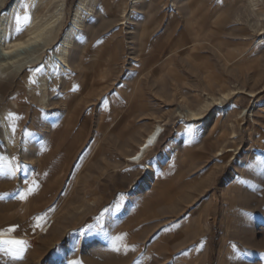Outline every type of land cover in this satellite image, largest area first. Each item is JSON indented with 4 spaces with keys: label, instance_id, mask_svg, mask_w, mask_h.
<instances>
[{
    "label": "rangeland",
    "instance_id": "1",
    "mask_svg": "<svg viewBox=\"0 0 264 264\" xmlns=\"http://www.w3.org/2000/svg\"><path fill=\"white\" fill-rule=\"evenodd\" d=\"M78 1L64 0L48 53H57ZM12 2L0 4V16ZM91 6L68 48V71L50 79L48 106L27 100L22 128L36 137L24 143L20 134L15 165L0 130V163L26 168L0 177V239L27 245L21 260L0 253V264H264V175L250 167L264 161V4ZM42 46L19 53L35 57ZM7 104L0 98V110ZM156 124L163 127L156 148L139 166L128 163ZM23 179L37 185L24 205L11 196ZM121 196L105 228L135 248L127 253L89 228Z\"/></svg>",
    "mask_w": 264,
    "mask_h": 264
},
{
    "label": "bare ground",
    "instance_id": "2",
    "mask_svg": "<svg viewBox=\"0 0 264 264\" xmlns=\"http://www.w3.org/2000/svg\"><path fill=\"white\" fill-rule=\"evenodd\" d=\"M57 1L61 3L59 10H56L53 14H49L47 11L48 7ZM101 1L104 0L78 1L74 17L66 30V34L56 54H50L48 50H51V46H53L60 30L63 20L61 11L65 5L64 0H13L8 9L0 16V98L6 97L8 100V104L0 110V130L4 132L3 141L6 148L10 151V153L9 151L7 152L10 163L13 165H15L14 162L17 160L12 159V157H15L14 153L17 150L15 148L16 143H18L17 138L20 137L21 132L24 130L22 123L28 118V109L32 106V103L44 107L48 106V101L52 98L51 95L53 94L51 91L53 85H50V79L51 81H57L60 74L66 70L68 71V48L72 43L73 35L83 23L80 20L83 11L90 4L92 5L90 12H92L94 8L101 4ZM3 2L4 0H0V4ZM259 2L264 4V0H249L251 10L254 7L256 8ZM25 14L28 16L27 22L23 19ZM17 16L21 17V31L19 33L15 31ZM39 45L43 46L37 49L36 52L40 54L35 57H25L22 55L23 53H19L28 47H38ZM43 49L44 51H42ZM43 53H46L45 58L42 56ZM32 56L34 55L32 54ZM40 63L47 65L46 72L36 77L37 83L30 84L28 82V77L31 74L29 70ZM16 79H20V86L18 85L17 88L14 87ZM9 89L11 90L10 92ZM17 91L19 93H16ZM27 100L32 103H28ZM9 112L14 113L17 117L15 121L17 132L15 135L12 134L11 129L8 127V122L4 119ZM188 114L187 118H191L194 121L200 115L194 111H190ZM162 133L163 127L159 124L154 125L143 136L132 154L128 156L127 162L133 166H139L146 159L147 155L156 148ZM153 136H155L153 144L144 147ZM136 156L139 157L138 160L133 159ZM162 157H164L163 154ZM153 175V170L148 166L145 177L146 185L151 182ZM233 183L236 184L237 189L241 187L239 181ZM21 203L24 205L25 201Z\"/></svg>",
    "mask_w": 264,
    "mask_h": 264
},
{
    "label": "snow or ice",
    "instance_id": "3",
    "mask_svg": "<svg viewBox=\"0 0 264 264\" xmlns=\"http://www.w3.org/2000/svg\"><path fill=\"white\" fill-rule=\"evenodd\" d=\"M23 19L25 22H27L28 20L27 14H25ZM20 22H21V17L17 16L16 17L17 27L15 29L17 33L21 31ZM46 69H47V65L45 64H40L30 69L29 72L31 74L28 77V82L30 84L37 83L36 77H39L42 74H44L46 72ZM4 119L5 121L8 122V127L11 129L12 134L15 135L17 132V125L15 122L17 120V117L15 116V114L12 112H9L5 116ZM185 131L189 137V140L194 138L193 134L196 131V129L192 125L187 126ZM21 136H22L23 141H29L31 139H35L36 134L28 131L27 129H24L21 133ZM154 140H155V136L150 138L144 147H148L152 145ZM5 159L6 157L0 156V161H4ZM12 159L15 160L16 157H12ZM133 159L138 160L139 157L136 156V157H133ZM250 167L258 170L261 173V175H264V161L258 160L255 165H252ZM22 170L26 171V168H24L21 165L10 166L7 164L0 163V177L15 178L17 174ZM23 185L24 187L22 190L11 194L12 199L23 202L36 191L37 185H36L35 180L23 179ZM5 195H8V194H5ZM3 199L4 197L0 196V200H3ZM122 201H123V196H121L112 207L106 208L104 212H102L98 217H96L94 225L89 226L90 230H93L96 235H99L105 241H107L110 244L112 251L117 252V253L121 251L125 253L129 251H135V248L130 249L129 246L124 243L125 237L123 235L112 236L105 228V215L107 214L108 219L110 220L112 216H115L117 213H119L122 207ZM36 219L37 221H39L41 217L38 216ZM174 223H178V221ZM7 231L14 232L15 229L10 228ZM26 247L27 245L25 241L23 240L0 239V253H2L6 257H10L13 260H21L25 253ZM69 264H77V262L69 261ZM137 264H139L138 261H137Z\"/></svg>",
    "mask_w": 264,
    "mask_h": 264
}]
</instances>
